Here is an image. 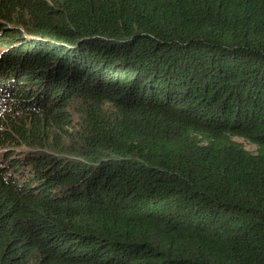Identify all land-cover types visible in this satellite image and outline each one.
I'll return each mask as SVG.
<instances>
[{"label":"trees","instance_id":"1","mask_svg":"<svg viewBox=\"0 0 264 264\" xmlns=\"http://www.w3.org/2000/svg\"><path fill=\"white\" fill-rule=\"evenodd\" d=\"M0 49V264H264V0H0Z\"/></svg>","mask_w":264,"mask_h":264},{"label":"rangeland","instance_id":"2","mask_svg":"<svg viewBox=\"0 0 264 264\" xmlns=\"http://www.w3.org/2000/svg\"><path fill=\"white\" fill-rule=\"evenodd\" d=\"M0 50H2V49H0ZM10 76H11L10 73L3 72V74H2V77L4 79L9 78ZM75 106H77V104ZM0 107H2L1 104H0ZM74 107L70 108V113L73 116V121L75 123H74L73 127L69 128V130H70V132L73 133V135L77 136V135H80V133L82 132V129H80L81 123H82V120H81L82 118H79L78 114L75 113V108ZM235 140L241 142L245 146V148L250 150V151H255L256 150V146L253 143L249 142L248 140H245L244 138L235 137Z\"/></svg>","mask_w":264,"mask_h":264}]
</instances>
